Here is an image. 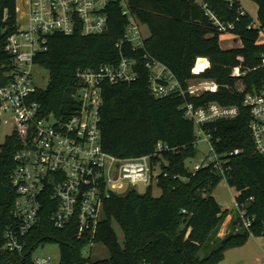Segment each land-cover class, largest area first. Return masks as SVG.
Returning a JSON list of instances; mask_svg holds the SVG:
<instances>
[{
    "label": "trees",
    "instance_id": "obj_1",
    "mask_svg": "<svg viewBox=\"0 0 264 264\" xmlns=\"http://www.w3.org/2000/svg\"><path fill=\"white\" fill-rule=\"evenodd\" d=\"M251 1L258 6L256 22L245 10L241 14L238 0H129L132 14L148 28L150 36L143 49L123 48L126 56L137 61V78L103 87L102 147L120 159L151 156L160 142L174 151H164L162 158L152 159L153 167L161 164L160 197H154L153 187H149L144 194L133 190L107 200L93 240L108 250L107 259L86 258L83 252L90 242L76 239L72 228H54L48 212L37 242L58 244L60 264H218L228 249L244 245L251 236L264 237V157L254 151L250 112L244 106L246 96L258 92L264 82V44L260 43L264 0ZM5 8L14 20L16 0H0V16ZM208 12L221 23L233 25L225 34L237 37L242 47L222 49L224 34L218 32ZM108 18L105 34L54 35L49 51L36 58V64L49 73L47 89L36 97L46 115L69 116L78 109L74 95L79 70L120 63L116 45L124 37L128 19L118 5L108 8ZM255 23L258 28L253 27ZM147 54L165 65L184 87L200 78L216 82L219 90L193 98H154L149 90L150 70L144 61ZM200 59L208 60L210 66L195 73ZM6 83L7 78L0 73V86ZM188 103L196 107L217 103L239 109V116L233 120L202 127L216 153L226 159L227 184L236 193L238 210L250 221L248 229L232 231L223 239L216 237L217 230L229 210L213 197L223 178L208 168L193 173L186 166L196 157L198 139L195 125L186 118ZM19 147L15 136L7 137L0 146V264L9 260L18 263L31 256V252L20 256L3 250L4 231L13 220L17 198L11 175ZM237 221L241 224L240 218ZM115 223L123 233V242Z\"/></svg>",
    "mask_w": 264,
    "mask_h": 264
},
{
    "label": "built area",
    "instance_id": "obj_2",
    "mask_svg": "<svg viewBox=\"0 0 264 264\" xmlns=\"http://www.w3.org/2000/svg\"><path fill=\"white\" fill-rule=\"evenodd\" d=\"M112 5H118L128 19L124 37L116 45L120 50V63L79 70L74 95L78 109L69 116L46 115L36 99L42 91L35 83L34 70L40 68L36 58L49 51L54 35L71 36L78 32L82 37H96L105 34L108 8ZM208 15L219 33L225 34L233 28L210 12ZM141 26L130 10L129 0H16L14 20L9 9L1 13L0 73L7 78V83L0 86V126L10 129V136L20 142L11 175L17 198L12 209L13 220L4 231L3 250L20 256L31 252V256L21 262L9 260L5 264H60L53 262L51 256H35L49 245L37 242V233L42 230L48 212L54 228H72L76 239L95 245L93 240L103 220L107 200L113 195H126L139 185L147 189L158 186L161 164L153 167L152 159L162 158L164 151L174 149L160 142L151 156L120 159L106 153L102 147L103 87L130 83L137 78V61L126 56L123 48L131 46L133 51L144 48L146 38ZM253 27L259 25L255 23ZM144 61L150 70L149 90L154 98H193L219 90L217 83L211 80L197 84H192V80L184 87L165 65L150 55L144 56ZM262 62L264 71V55ZM244 106L250 112L254 151L264 157V82L258 92L246 96ZM238 116L237 107L217 103L205 107L186 105V118L197 130L196 145L200 136H204L203 141L209 145L208 152L189 171L208 168L227 180L228 163L216 153L210 135L202 127ZM238 212L241 225L248 229L250 221L243 211Z\"/></svg>",
    "mask_w": 264,
    "mask_h": 264
},
{
    "label": "rangeland",
    "instance_id": "obj_3",
    "mask_svg": "<svg viewBox=\"0 0 264 264\" xmlns=\"http://www.w3.org/2000/svg\"><path fill=\"white\" fill-rule=\"evenodd\" d=\"M196 1L199 2L200 0ZM240 2L242 3V5H244L250 16L253 19L257 20V4H255L251 0H240ZM141 30L143 37L147 39L150 36L148 28L142 25ZM235 38L237 39V41H235ZM261 40L264 41V35L261 36ZM220 44L223 48H230L232 46L237 47L240 45V40L231 34H224L220 39ZM208 63V60L200 59L198 67L194 72L198 73L199 70L207 67ZM34 75L36 77V86L42 91L46 90L49 84L48 71L40 67L34 70ZM201 81H203V79L195 78L192 81V84H197ZM10 134V129L4 126H0V146L5 143L6 138L9 137ZM203 140L204 136H200L197 145L196 157L192 160L187 161L186 166L189 168V170H193V167L200 162V159L209 150V145H207ZM135 191L139 194H144L147 191V187L139 185L136 187ZM153 196H161V190L157 186L153 187ZM213 197L219 205L229 210V216L235 217L233 220H229V222H227V218L229 216L224 220V222L217 230L216 237L218 239H223L228 233H231L232 231H234L235 233L242 231V229H244L243 225H241L240 222L237 221L240 214L238 212V207L235 200L236 193L232 188H230V186L227 184V181L223 180L217 186V188L213 192ZM114 229L117 232L120 241L123 242V233L116 223L114 224ZM40 255L51 256L53 258V262L59 263L61 251L58 245L49 244L46 245L43 249L37 251V253L35 254V256ZM84 256L86 258H91L92 260H103L109 258V253L103 245L95 244L90 245L85 249ZM218 264H264V237L251 236L244 245L228 249L225 252L224 259L221 260Z\"/></svg>",
    "mask_w": 264,
    "mask_h": 264
},
{
    "label": "crops",
    "instance_id": "obj_4",
    "mask_svg": "<svg viewBox=\"0 0 264 264\" xmlns=\"http://www.w3.org/2000/svg\"><path fill=\"white\" fill-rule=\"evenodd\" d=\"M239 2H240V0H238ZM240 4H241V6H242V8L249 14V12L246 10V8L244 7V5H242V3L240 2ZM250 15V14H249ZM255 20V19H254ZM257 20H255V22H256ZM235 41H237V39L235 38ZM260 43H262V44H264V41H262V40H260ZM221 45V44H220ZM222 47V46H221ZM240 47H242V44H241V42H240V45L239 46H232V47H230V48H223L222 47V49H224V50H230V49H235V48H240ZM227 209V208H226ZM235 217H231V216H229L228 218H227V222H229V220H233ZM223 236H224V234H223ZM222 236V237H223Z\"/></svg>",
    "mask_w": 264,
    "mask_h": 264
}]
</instances>
